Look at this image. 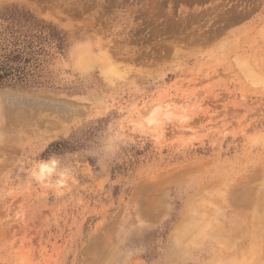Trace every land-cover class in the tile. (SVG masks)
Returning <instances> with one entry per match:
<instances>
[{
    "label": "rangeland",
    "instance_id": "obj_1",
    "mask_svg": "<svg viewBox=\"0 0 264 264\" xmlns=\"http://www.w3.org/2000/svg\"><path fill=\"white\" fill-rule=\"evenodd\" d=\"M0 62V264H264V0H0Z\"/></svg>",
    "mask_w": 264,
    "mask_h": 264
},
{
    "label": "bare ground",
    "instance_id": "obj_2",
    "mask_svg": "<svg viewBox=\"0 0 264 264\" xmlns=\"http://www.w3.org/2000/svg\"><path fill=\"white\" fill-rule=\"evenodd\" d=\"M237 19L238 18L235 17L234 20ZM242 69H245V66ZM241 72H243V70ZM252 72L249 71V75L252 74ZM253 73L255 75V72ZM245 74L247 73L245 72L244 76ZM250 76L255 78L256 75L253 76L252 74ZM259 78L260 77H258V79ZM252 82H255V80ZM9 101L11 106L12 104H16L17 106H22L26 109H24L27 113L23 117V122L25 126L29 128L27 133L29 136L31 135V137L40 136L46 138L51 136V134L55 135L56 133L63 131L75 117L80 115V111L75 106L67 103H57L54 100L38 102L33 99H29L28 101L20 97L10 96L8 97L7 103Z\"/></svg>",
    "mask_w": 264,
    "mask_h": 264
},
{
    "label": "trees",
    "instance_id": "obj_3",
    "mask_svg": "<svg viewBox=\"0 0 264 264\" xmlns=\"http://www.w3.org/2000/svg\"><path fill=\"white\" fill-rule=\"evenodd\" d=\"M12 22H15L18 26H20V29L22 30V27H26L23 31L29 32L31 30L36 29H43L44 27L39 24L40 22L36 21L34 18L27 16V14L20 13L16 15L14 20H11ZM49 30V29H47ZM51 31V29H50ZM54 38V35H52ZM9 69L5 66V64H2L0 62V82H4V79H8L9 77Z\"/></svg>",
    "mask_w": 264,
    "mask_h": 264
}]
</instances>
